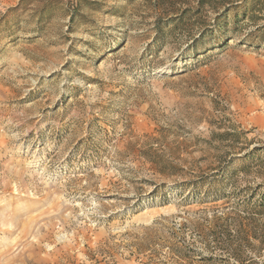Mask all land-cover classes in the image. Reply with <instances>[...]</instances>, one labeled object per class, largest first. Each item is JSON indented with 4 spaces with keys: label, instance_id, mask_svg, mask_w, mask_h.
Instances as JSON below:
<instances>
[{
    "label": "rangeland",
    "instance_id": "rangeland-1",
    "mask_svg": "<svg viewBox=\"0 0 264 264\" xmlns=\"http://www.w3.org/2000/svg\"><path fill=\"white\" fill-rule=\"evenodd\" d=\"M232 1L0 0V264H264V14Z\"/></svg>",
    "mask_w": 264,
    "mask_h": 264
},
{
    "label": "trees",
    "instance_id": "trees-1",
    "mask_svg": "<svg viewBox=\"0 0 264 264\" xmlns=\"http://www.w3.org/2000/svg\"><path fill=\"white\" fill-rule=\"evenodd\" d=\"M203 1V0H202ZM227 1H231L232 0H225ZM242 1V0H241ZM230 2V3H231ZM238 7H235L234 5H231V7L229 8L230 10L225 11L224 12V16L223 19L226 18L230 13L232 14V18L231 20L233 21L234 24V28L237 29L239 27H237L240 23V21H243L245 19H252L253 21H255L256 19H258V14H264V0H250L246 1V2H242L240 5H236ZM225 23H226V19ZM218 26H220V24H218ZM222 26V23H221ZM221 28V27H220ZM259 38V39H256ZM264 40V25H262L261 27H258L254 33L251 34L250 38L247 40L248 42H260V41ZM221 43L220 40H218L214 45L218 46ZM224 173V172H222ZM227 173V171H225V174ZM224 174V176H226ZM223 182H221V180H218L217 183L215 184V187L213 190H217V192H219L222 187H223ZM198 188H202V186L198 187ZM208 193V192H206ZM253 204V205H252ZM251 206L255 207V211L258 212L259 214H264V195L262 194L259 197V200L257 202L251 203Z\"/></svg>",
    "mask_w": 264,
    "mask_h": 264
}]
</instances>
